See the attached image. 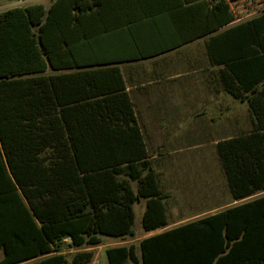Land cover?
Wrapping results in <instances>:
<instances>
[{
    "label": "trees",
    "instance_id": "obj_1",
    "mask_svg": "<svg viewBox=\"0 0 264 264\" xmlns=\"http://www.w3.org/2000/svg\"><path fill=\"white\" fill-rule=\"evenodd\" d=\"M235 2L52 0L0 13V264H90L85 247L134 236L141 200L142 229L166 225L121 76L95 68L96 43L113 7L126 25L162 15L177 44L192 40L176 33L179 8L201 38L247 15ZM247 6L257 13L210 37L208 50L251 118L249 133L217 143L235 201L264 193V0ZM104 254L108 264H264V195Z\"/></svg>",
    "mask_w": 264,
    "mask_h": 264
},
{
    "label": "crops",
    "instance_id": "obj_2",
    "mask_svg": "<svg viewBox=\"0 0 264 264\" xmlns=\"http://www.w3.org/2000/svg\"><path fill=\"white\" fill-rule=\"evenodd\" d=\"M185 7L178 9L184 26H179L176 33L180 38L186 36L192 40L176 44L162 15L126 25L113 7L111 23L114 25L96 43L102 52L96 57L95 68L118 69L140 130L146 159L165 194L166 225L150 231L142 229L137 238L139 242L185 224L180 219L169 220L167 214V202L172 195H176L174 200L179 209H188L193 202L190 189L178 180L182 172L176 168V155L193 147L209 146L221 166L217 143L252 130L247 104L234 99L223 88L219 74L223 65L215 63L208 52L212 45L210 37L244 19L239 18L215 34L199 38ZM227 190L232 202H237L228 184ZM187 199L192 202L189 204ZM138 203L144 211V200ZM208 208L191 216H199Z\"/></svg>",
    "mask_w": 264,
    "mask_h": 264
},
{
    "label": "rangeland",
    "instance_id": "obj_3",
    "mask_svg": "<svg viewBox=\"0 0 264 264\" xmlns=\"http://www.w3.org/2000/svg\"><path fill=\"white\" fill-rule=\"evenodd\" d=\"M51 1L52 0H0V13L10 8L26 7L34 4H43L47 7ZM248 4H250V0H238V2L232 4V11L234 14H237L239 11H241L243 15L247 13V15L242 17L244 20L251 18L257 12L249 6H247L246 11L244 12L242 6ZM176 159V168L182 172V177L178 180L185 183V188L188 187V189H190L189 196L193 202L191 201V203L189 199H187L189 204L191 203L188 209H186L187 207L179 209L177 206L178 203L174 200L176 195H172L170 201L167 202V214L169 220L180 219V222L182 223L195 221L208 214L221 211L230 206L264 195V193H260L242 201L232 202L227 190L226 178L221 170V166H219V160L215 158L213 149L209 146L193 147L188 151L176 155ZM131 184L135 190L136 183L132 182ZM139 204L140 203H136L133 205L135 215L133 224L134 236L116 239L102 237L99 245L85 247L83 250H91L93 252V258L90 264H108L104 254V251L107 248L128 246L130 244H133L138 248L139 241L137 238L139 237V234L142 233L141 217L143 212V206L141 207V204ZM173 206H176V209H174ZM204 207L209 208L204 211L203 214L196 217L191 216L196 212H201ZM74 252L75 250L73 249H67L64 251L67 256ZM137 254L139 255L138 250Z\"/></svg>",
    "mask_w": 264,
    "mask_h": 264
}]
</instances>
